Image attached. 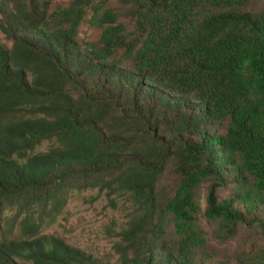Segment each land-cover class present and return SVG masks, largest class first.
Wrapping results in <instances>:
<instances>
[{"label": "trees", "instance_id": "trees-1", "mask_svg": "<svg viewBox=\"0 0 264 264\" xmlns=\"http://www.w3.org/2000/svg\"><path fill=\"white\" fill-rule=\"evenodd\" d=\"M87 190L112 261L42 233ZM0 264H264V0H0Z\"/></svg>", "mask_w": 264, "mask_h": 264}, {"label": "rangeland", "instance_id": "rangeland-1", "mask_svg": "<svg viewBox=\"0 0 264 264\" xmlns=\"http://www.w3.org/2000/svg\"><path fill=\"white\" fill-rule=\"evenodd\" d=\"M89 32V27L84 26L81 36H87ZM124 206L122 201L108 199L95 190L72 193L61 215L42 233L57 234L75 247L112 261L117 233L125 220ZM238 243L236 238L226 244L233 249Z\"/></svg>", "mask_w": 264, "mask_h": 264}]
</instances>
